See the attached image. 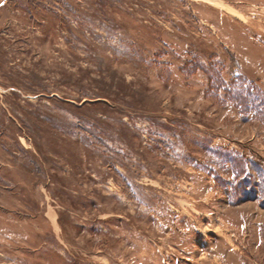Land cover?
Listing matches in <instances>:
<instances>
[{
    "label": "rangeland",
    "instance_id": "obj_1",
    "mask_svg": "<svg viewBox=\"0 0 264 264\" xmlns=\"http://www.w3.org/2000/svg\"><path fill=\"white\" fill-rule=\"evenodd\" d=\"M247 84L264 0H0V264H264Z\"/></svg>",
    "mask_w": 264,
    "mask_h": 264
},
{
    "label": "trees",
    "instance_id": "obj_2",
    "mask_svg": "<svg viewBox=\"0 0 264 264\" xmlns=\"http://www.w3.org/2000/svg\"><path fill=\"white\" fill-rule=\"evenodd\" d=\"M187 68L189 70L199 69L204 73L209 74L211 79L214 74L213 66L211 64H205L197 58H194L192 62H189ZM246 86L247 88L238 86L234 89V91L226 90V94L230 95L231 97H236V101L240 100V105L244 103V106L249 107L248 105L250 104L254 114L264 121V97L258 93H251L249 91V87L251 88L250 84H247Z\"/></svg>",
    "mask_w": 264,
    "mask_h": 264
}]
</instances>
